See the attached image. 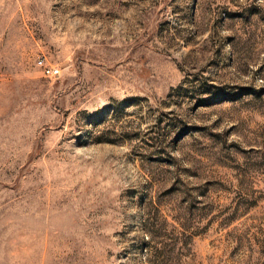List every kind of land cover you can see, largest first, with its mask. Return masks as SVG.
<instances>
[{"label": "rangeland", "instance_id": "374dc122", "mask_svg": "<svg viewBox=\"0 0 264 264\" xmlns=\"http://www.w3.org/2000/svg\"><path fill=\"white\" fill-rule=\"evenodd\" d=\"M0 264H264V0H0Z\"/></svg>", "mask_w": 264, "mask_h": 264}, {"label": "built area", "instance_id": "2783aa9c", "mask_svg": "<svg viewBox=\"0 0 264 264\" xmlns=\"http://www.w3.org/2000/svg\"><path fill=\"white\" fill-rule=\"evenodd\" d=\"M37 63L42 67V71L46 76H54L59 72L58 68L45 64L42 59H38Z\"/></svg>", "mask_w": 264, "mask_h": 264}]
</instances>
